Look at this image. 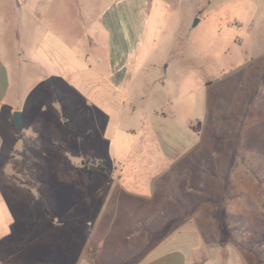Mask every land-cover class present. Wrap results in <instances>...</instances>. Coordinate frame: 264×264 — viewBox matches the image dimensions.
<instances>
[{"label":"rangeland","instance_id":"obj_1","mask_svg":"<svg viewBox=\"0 0 264 264\" xmlns=\"http://www.w3.org/2000/svg\"><path fill=\"white\" fill-rule=\"evenodd\" d=\"M136 1L138 25L158 18L155 50L112 80L108 114L36 50L53 17L65 36L47 37L76 50L97 0H43L38 26L26 0H0V192L14 219L0 264H264V0ZM119 135L135 141L127 164Z\"/></svg>","mask_w":264,"mask_h":264},{"label":"crops","instance_id":"obj_2","mask_svg":"<svg viewBox=\"0 0 264 264\" xmlns=\"http://www.w3.org/2000/svg\"><path fill=\"white\" fill-rule=\"evenodd\" d=\"M42 2L43 0H26L28 7L33 6L32 12L26 13L36 19L35 25L37 26L39 23H42L43 19H50V16H48L49 8L42 9ZM97 4H100L101 8L99 9V16L92 19L93 23H95L94 27L90 29L87 35L83 36L84 38L79 39L80 42L76 50L69 42L68 45L63 44L62 39L56 42L59 47H54L53 38L49 39L47 37L50 34L56 33V31L65 36L64 30L67 25L62 23L63 18L61 17L58 19L53 17V20L48 22L47 28L43 30L46 31L45 34L47 35H44L36 50L40 55L45 56L47 62L55 66L58 75L69 70L72 74V83L76 87L78 85V89L84 92L83 86L79 85L82 76V79L84 78L83 81L85 83L88 82V86H92V91H89L87 94L89 99L97 102L100 108H104L109 114L112 84L116 85L115 83H120L124 78L117 79L121 73L123 74L121 69L127 73L134 69L139 70L143 68L141 64H146L155 50L154 44L156 43L159 25L158 18L154 17L151 19V15L149 14L144 24L142 22L139 25L137 24V17L134 16V10L137 7L136 0L118 2L116 0H97ZM156 5L158 9L159 6L158 4ZM144 6L146 8L151 7L150 4L149 6L148 4ZM19 13L23 16L24 12L21 11ZM58 16L60 15L58 14ZM49 28L52 29V32ZM53 30L56 31L53 32ZM117 35L124 39L126 49L119 46L117 48ZM45 51L58 54L61 58L55 62V60L48 58ZM20 52H22L21 49H19ZM3 57L1 56L0 58V110L5 104L8 91L7 67L2 62ZM142 58L143 61L141 63ZM13 59L17 58L13 56ZM112 80L115 83H112ZM106 87L108 88L105 90ZM154 114L162 115L164 118L167 116L162 110H154ZM119 136L120 139H115L117 140L115 150L118 153V157L119 154L126 155L122 160L123 163L127 164V159L133 151L135 141L123 135ZM9 219L11 220L10 222L14 221L9 207L3 199V194L0 192V240H6V238L11 236L12 226L8 222Z\"/></svg>","mask_w":264,"mask_h":264},{"label":"water","instance_id":"obj_3","mask_svg":"<svg viewBox=\"0 0 264 264\" xmlns=\"http://www.w3.org/2000/svg\"><path fill=\"white\" fill-rule=\"evenodd\" d=\"M15 118V122H16V127L20 128V126L22 125V117H21V113L20 112H16L14 115Z\"/></svg>","mask_w":264,"mask_h":264},{"label":"trees","instance_id":"obj_4","mask_svg":"<svg viewBox=\"0 0 264 264\" xmlns=\"http://www.w3.org/2000/svg\"><path fill=\"white\" fill-rule=\"evenodd\" d=\"M83 169V171H84V173L85 174H91L92 172H93V170L92 169H90V170H88V169H84V168H82ZM97 171H99V170H104V169H102V166H99V167H97V169H96Z\"/></svg>","mask_w":264,"mask_h":264}]
</instances>
